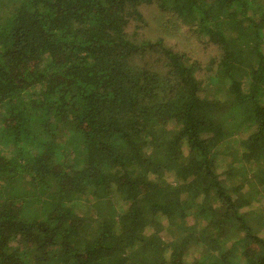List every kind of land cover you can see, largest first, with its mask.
<instances>
[{
    "label": "trees",
    "instance_id": "16d2710c",
    "mask_svg": "<svg viewBox=\"0 0 264 264\" xmlns=\"http://www.w3.org/2000/svg\"><path fill=\"white\" fill-rule=\"evenodd\" d=\"M0 264H264V0H0Z\"/></svg>",
    "mask_w": 264,
    "mask_h": 264
},
{
    "label": "rangeland",
    "instance_id": "374dc122",
    "mask_svg": "<svg viewBox=\"0 0 264 264\" xmlns=\"http://www.w3.org/2000/svg\"><path fill=\"white\" fill-rule=\"evenodd\" d=\"M141 11L143 22L149 24L148 28L143 29L142 33L149 39L154 36H164V41L172 45H177V49L187 50L195 58L201 56L200 49L191 41L184 27L179 25L181 27H179V30H173L171 33L167 32L168 34L166 35V31H169L172 26H176L173 22L169 21L168 18L164 19V17L151 7L143 8ZM158 26L161 28H157Z\"/></svg>",
    "mask_w": 264,
    "mask_h": 264
}]
</instances>
